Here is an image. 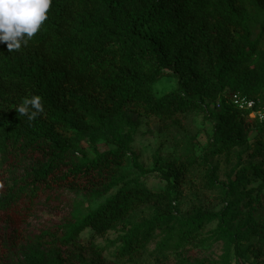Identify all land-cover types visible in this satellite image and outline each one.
Returning a JSON list of instances; mask_svg holds the SVG:
<instances>
[{
	"label": "trees",
	"instance_id": "obj_1",
	"mask_svg": "<svg viewBox=\"0 0 264 264\" xmlns=\"http://www.w3.org/2000/svg\"><path fill=\"white\" fill-rule=\"evenodd\" d=\"M47 15L21 50L0 43V264L23 242L50 250L55 264H104L106 248L81 243V234L103 237L117 226L116 257H139L155 241L161 262L166 251L205 244L200 236L214 221L224 253L194 264H232L230 246L234 264H264V125L231 102L240 94L264 107V0H52ZM164 76L176 77L177 88L156 98L153 84ZM32 96L44 111L30 121L15 109ZM202 110L212 124L203 154L142 166L123 132L127 114L177 126ZM86 138L113 148L90 156ZM244 153L259 159L242 165ZM232 154L223 209L179 217L172 192L185 176L206 167L205 188L214 190L217 166L209 159ZM129 157L140 175L158 172L165 187L153 191L130 178ZM68 195L104 201L29 237L37 207ZM143 207L152 215L130 223Z\"/></svg>",
	"mask_w": 264,
	"mask_h": 264
},
{
	"label": "rangeland",
	"instance_id": "obj_2",
	"mask_svg": "<svg viewBox=\"0 0 264 264\" xmlns=\"http://www.w3.org/2000/svg\"><path fill=\"white\" fill-rule=\"evenodd\" d=\"M177 88V78L174 76H164L153 84V93L156 98L170 93ZM212 109V107H210ZM205 111L182 116L177 126L162 123L156 118H137L127 114L122 123L123 132L131 139L132 150L139 154V162L146 169L154 167L156 158L162 167L170 162H181L186 155L199 156L203 154L208 140L212 134V124L204 117ZM81 146L87 149L90 156H93L91 149L98 153L111 150L113 147L104 139L86 138ZM238 152V150H236ZM259 158L250 159L247 154L242 155V165H247L250 161H258ZM209 164L217 166V188L207 190L205 188L206 167L194 166L191 172L185 176L184 181L172 192L177 214L181 218H188L196 209L208 210L210 212H220L225 203L222 200V191L229 181L231 168L236 164V155L232 154L229 159L225 157H215L209 159ZM125 172L130 174V178L137 179L148 189L160 191L165 187V181L158 172L140 175L133 166L131 157L124 167ZM255 183L251 186H257ZM264 195V190H263ZM67 200L59 204H41L37 207L35 215L29 220L27 225V235L33 236L40 231L49 229L64 219L73 215L77 210L85 213L87 210L96 209L104 199L87 200L83 197L67 196ZM152 215V209L143 207L134 213L129 222L136 223ZM217 221L206 226L200 238L206 243L201 245L187 246L184 250H169L165 252L167 259L160 262L155 253V241L148 247L146 253L133 259H120L115 256V250L119 246L118 240L122 234V226H117L103 237H93L89 230L81 234L80 241L85 244L92 240L96 245L105 247L102 257L104 264H176L180 259L185 258L189 264H194L202 259L219 260L224 253L223 241L214 240L212 234L217 227ZM244 231L238 235V242L244 250L249 245L243 237ZM160 240L157 239L156 242ZM230 261L234 264L235 254L233 246L229 248ZM7 264H55L54 255L50 250H43L34 247L28 242H23L19 246L17 257L9 259Z\"/></svg>",
	"mask_w": 264,
	"mask_h": 264
},
{
	"label": "clouds",
	"instance_id": "obj_3",
	"mask_svg": "<svg viewBox=\"0 0 264 264\" xmlns=\"http://www.w3.org/2000/svg\"><path fill=\"white\" fill-rule=\"evenodd\" d=\"M51 6L52 0H0V43H6L10 52L26 47L48 19ZM15 110L32 121L43 113L44 106L41 97L32 96Z\"/></svg>",
	"mask_w": 264,
	"mask_h": 264
},
{
	"label": "built area",
	"instance_id": "obj_4",
	"mask_svg": "<svg viewBox=\"0 0 264 264\" xmlns=\"http://www.w3.org/2000/svg\"><path fill=\"white\" fill-rule=\"evenodd\" d=\"M231 102L235 108L241 111L249 112V117L256 119L264 125V107L257 108L256 103L245 96L235 94L231 97ZM251 102V107L249 103Z\"/></svg>",
	"mask_w": 264,
	"mask_h": 264
}]
</instances>
